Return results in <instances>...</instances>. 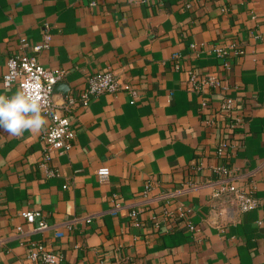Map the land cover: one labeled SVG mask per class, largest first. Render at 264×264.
Instances as JSON below:
<instances>
[{
	"label": "crops",
	"instance_id": "0c3cea01",
	"mask_svg": "<svg viewBox=\"0 0 264 264\" xmlns=\"http://www.w3.org/2000/svg\"><path fill=\"white\" fill-rule=\"evenodd\" d=\"M92 2L97 3L92 6ZM264 0H0V95L9 57L24 39L46 48L36 56L48 70L64 73L54 101L85 90L93 74L125 72L139 89L131 104L125 93L93 97L59 114L70 118L77 138L67 152L51 147L40 132L11 136L0 128V264H42L28 254L44 244L59 264H264ZM235 45L230 69L213 50ZM196 45L197 49L192 46ZM183 70H177L174 56ZM214 73L229 87L245 116L241 148L220 158L221 141H234L218 113L220 93L187 89L185 71ZM209 107L204 108L203 103ZM213 121L210 125L208 122ZM48 157V158H47ZM46 163L47 169L41 165ZM253 172L261 204L219 230L220 201L207 185L222 177L213 167ZM110 170L106 184L97 172ZM53 172V174H49ZM202 185L175 203L193 209L189 220H169L156 229L165 202L144 208L137 220L115 206L142 200L183 184ZM39 213L35 223L24 214ZM95 215L74 231H39L41 221L60 225ZM262 222V224H261ZM189 223L194 224L192 231Z\"/></svg>",
	"mask_w": 264,
	"mask_h": 264
},
{
	"label": "built area",
	"instance_id": "2783aa9c",
	"mask_svg": "<svg viewBox=\"0 0 264 264\" xmlns=\"http://www.w3.org/2000/svg\"><path fill=\"white\" fill-rule=\"evenodd\" d=\"M96 4L92 2L91 5L96 6ZM254 36L257 41H264V33L255 34ZM45 48L46 44L33 46L24 39L20 40L19 48L14 50L9 57V71L3 78V84L8 89L18 87L19 91L29 90L45 102L44 113L46 118L49 119V125L45 129L42 139L51 147L67 152L73 147L77 138V133L70 118L66 115L59 114V109L70 112L76 105L83 104L84 106H88L93 97L103 94L117 95L125 93L129 96L131 104H136L139 101V89L132 84L128 75L123 71L110 70L105 73H97L90 76L85 90L76 95H69L63 106L58 105L54 101V90L62 81L64 73L48 70L40 64L36 54ZM192 48L197 49V46L193 45ZM213 52L216 57L223 59V68L226 70L230 69L228 59L231 53H234L236 56L244 53L243 50L238 49L234 44L225 48L215 47ZM174 59L176 69L179 71L183 70L180 63V56L175 55ZM185 74V82L188 90L197 94H210L215 92L221 94L222 101L217 111L227 120L228 132L235 137L233 142L221 141L217 149V154L220 158L229 159L233 151L241 148L242 144L238 140L237 134L245 127V116L239 111L236 99L228 95L229 87L221 77L214 73L199 75L194 70H187ZM203 107L208 108V102L205 101ZM208 123L212 125L215 122L209 121ZM57 131L59 135L54 134ZM41 166L46 169L48 168L46 163ZM212 171L214 174L222 176L212 180L207 185L212 189L211 201L221 202L222 206L218 210L220 219L216 227L219 230H224L230 223L235 221L236 212L246 213L254 210L260 206L261 200L257 196V188L251 180L254 175L253 172L240 173V171L229 165L213 167ZM49 174L54 175L53 172H49ZM97 175L100 182L106 184L110 179V170L108 168H102L98 170ZM201 186L198 183L189 182L172 192L153 197V188L149 184L143 191L141 201L127 208L117 205L110 210V213L118 215L124 209H130L128 212L130 217L137 220L144 208L151 207L157 202L163 201L165 202V207L162 218L153 215V213L150 214V219L154 222L156 229L163 222L169 220H189V217L194 212L193 209L183 203H179L177 206L175 203L181 196L193 193ZM24 217L28 223L33 224L41 215L35 212H28L24 214ZM95 217V215L78 216L58 226L48 225L46 222L41 221L38 230L56 229L57 237H63L64 229L74 231L78 225L90 224ZM189 225L191 230L194 231V224L189 223ZM33 247L34 250L28 254L30 261L40 262L42 264L60 263V258L44 244H33Z\"/></svg>",
	"mask_w": 264,
	"mask_h": 264
},
{
	"label": "clouds",
	"instance_id": "9594fccd",
	"mask_svg": "<svg viewBox=\"0 0 264 264\" xmlns=\"http://www.w3.org/2000/svg\"><path fill=\"white\" fill-rule=\"evenodd\" d=\"M44 109L45 102L29 90L10 97L0 95V128L11 136H22L26 131L38 133L47 124Z\"/></svg>",
	"mask_w": 264,
	"mask_h": 264
},
{
	"label": "water",
	"instance_id": "95a60500",
	"mask_svg": "<svg viewBox=\"0 0 264 264\" xmlns=\"http://www.w3.org/2000/svg\"><path fill=\"white\" fill-rule=\"evenodd\" d=\"M55 91V90H54Z\"/></svg>",
	"mask_w": 264,
	"mask_h": 264
}]
</instances>
